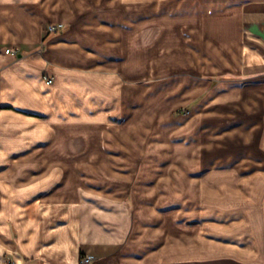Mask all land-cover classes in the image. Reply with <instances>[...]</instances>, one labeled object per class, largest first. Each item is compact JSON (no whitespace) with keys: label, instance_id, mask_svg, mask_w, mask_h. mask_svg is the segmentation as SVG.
Instances as JSON below:
<instances>
[{"label":"crops","instance_id":"1","mask_svg":"<svg viewBox=\"0 0 264 264\" xmlns=\"http://www.w3.org/2000/svg\"><path fill=\"white\" fill-rule=\"evenodd\" d=\"M160 13L195 122L231 100L230 128L201 122L214 137L184 141V163L211 164L198 173V216L191 189L177 204L174 169L161 188L160 142L143 140L137 108L129 118L125 75L82 65L131 35L142 47L145 18ZM206 74L221 77L214 106ZM82 253L93 264H264V0H0V264H78Z\"/></svg>","mask_w":264,"mask_h":264},{"label":"rangeland","instance_id":"2","mask_svg":"<svg viewBox=\"0 0 264 264\" xmlns=\"http://www.w3.org/2000/svg\"><path fill=\"white\" fill-rule=\"evenodd\" d=\"M134 6L135 4L129 5L128 11H135ZM143 6L144 16H151V6ZM160 6H166V4ZM130 7H133V10H130ZM159 16L160 19L158 20L145 18L143 23L144 42L142 47L139 42L136 45L137 38L131 35L124 39V41L127 40V45L123 46L127 48L126 50L92 53L94 56L90 57L86 62L84 61L82 65L89 68L102 67L115 69L125 75L129 118H133L131 116L133 112L131 111L133 108H137L135 115L138 113V130L142 131L143 140L145 142H160V147H154L151 151H155V153L160 155L159 159L157 158V165L160 170L161 188L167 187L169 180L170 186H173L177 190L176 202L178 205L180 201H183L184 189H191L189 198L192 203V216H198V200L195 205V199L198 197L195 193L200 186L197 177L199 172L210 167L211 164L184 163L186 154L184 141L185 138L189 141L191 137L192 139L197 138V142L199 143L201 136L208 141L211 140V137H214L210 135L211 129H208V133L205 128L202 130L199 129L202 124L209 125L218 122L225 128H230L233 118L230 113L231 100L227 98L226 102H229V104H221L223 111L219 109L218 114H207L204 116V120H196L195 122L196 116H193L191 111L192 107L185 108L183 103L182 80L184 79L183 74L185 71L183 67V52L176 51L175 54L170 52L168 39L170 38L169 28H172L173 25L171 24L172 20L169 21L167 19V13H160ZM176 22L181 24V26L184 24L183 20H176ZM174 25L177 27L176 23ZM170 61L173 63L172 67L169 65L171 64ZM206 76L209 82L207 85L209 91L206 93L207 95L204 101L207 102V105L214 106L217 104L214 89L217 85L220 86L221 77L220 75L211 76V74H206ZM219 98H221L220 95ZM191 114L192 116H190ZM190 118L193 120L191 126H189ZM201 122L203 123L201 124ZM227 139L229 138H224V140ZM173 141H175V144ZM173 145L175 146L176 154L175 165H172L171 162L169 164L167 163V156L171 155L174 151V148H172ZM213 149V151L210 149L205 150V152H209V157L216 155L215 148ZM144 150L148 151L150 149L145 147ZM154 166L156 167V164ZM171 169H174V179L168 176L169 172L172 176ZM167 177L170 179L167 180ZM183 213L182 211H177L176 217L181 219L182 217L180 218V216ZM182 232L183 228H177V234L181 239ZM182 262L180 261L177 264H182Z\"/></svg>","mask_w":264,"mask_h":264},{"label":"built area","instance_id":"3","mask_svg":"<svg viewBox=\"0 0 264 264\" xmlns=\"http://www.w3.org/2000/svg\"><path fill=\"white\" fill-rule=\"evenodd\" d=\"M63 27L62 24H50L48 26V32L49 33H55L61 30ZM11 49L8 48L6 49V53H10ZM46 81L48 84H51L53 82L52 78L45 77ZM96 260V256L91 253H82L79 258V263L78 264H93Z\"/></svg>","mask_w":264,"mask_h":264}]
</instances>
